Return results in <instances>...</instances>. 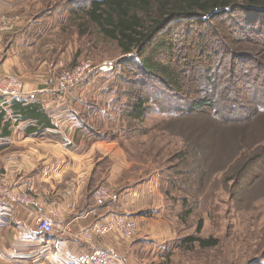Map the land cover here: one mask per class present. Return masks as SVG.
I'll return each mask as SVG.
<instances>
[{
  "label": "crops",
  "instance_id": "0c3cea01",
  "mask_svg": "<svg viewBox=\"0 0 264 264\" xmlns=\"http://www.w3.org/2000/svg\"><path fill=\"white\" fill-rule=\"evenodd\" d=\"M29 1L39 2L0 0V76L23 83L22 96H0V175L16 192L53 203L60 218L51 233H43L32 221L35 209L18 208L0 195V264H88L96 248L126 264L171 259L180 240L158 157L130 147L127 138L135 132L127 130L126 118L111 117L102 83L89 79L61 96L50 89V79L72 67L75 49L51 19L54 5L37 3L34 9ZM161 118H154L155 125L168 120ZM100 186L115 196L105 207L92 196ZM109 212L134 219V237L84 238Z\"/></svg>",
  "mask_w": 264,
  "mask_h": 264
},
{
  "label": "rangeland",
  "instance_id": "374dc122",
  "mask_svg": "<svg viewBox=\"0 0 264 264\" xmlns=\"http://www.w3.org/2000/svg\"><path fill=\"white\" fill-rule=\"evenodd\" d=\"M38 1L44 8L54 5L51 19L61 25L59 28L66 35V41L71 42L75 49L72 67L79 59H86L98 63L113 61L115 68L128 59L122 56L115 42L101 39L92 29L88 31L86 26L87 33L78 35V25L85 23L84 12L91 0ZM30 3L35 9L37 3ZM235 17L234 21L225 18L210 21L203 28L187 23L169 26L168 33L174 45V69L181 75L179 91L167 84L161 86L153 83L159 80L138 73L137 68H132L133 72L128 74L126 67V76L116 72L113 75L95 74L87 79L104 85L100 92H106L104 103L109 107L112 118L121 116L120 108L123 111L124 105L127 108L135 103L127 97L130 86L135 95L141 85L139 82L150 81L151 88L149 85L148 94H144L147 99L151 98L148 103L149 121L125 122L129 129H136L135 134L127 138L128 143L143 156L150 157L151 154L155 159L158 153V168L162 183L168 188V200L177 214L184 216L183 220L175 219L180 242L187 237L215 238L219 241L217 247L207 250L199 249L196 244L182 247L176 244L173 246L172 258L160 264H264V113L257 112L264 111L263 84L257 82L246 86L243 82L235 87L242 93L247 92L248 97L255 95L252 106L243 105L246 110L255 109L253 117L246 119L245 116H238L235 120L230 117L219 122L222 113H226L221 111L219 118L216 117V126L207 119H201V122L198 119L196 129L200 151L192 156L190 164L181 165L177 162L176 155L181 151L179 139L160 135L157 131L159 126L155 125V119L162 115L161 119H166L175 112L189 113L193 103L206 98L212 91L217 92L212 98L213 102L220 104V108L217 105L215 110L221 109L223 101L227 100V97L222 99L220 94L225 82L221 79L216 91V83L220 80H216V77L225 76L229 65L235 71L238 68L235 73L239 72V68L244 69L246 62L250 65L257 63L258 68L264 67V24H254L251 32V27H244L247 20L245 12L237 11ZM202 31L213 35L207 41L209 46L199 53L195 44ZM77 53H81L80 56L76 57ZM133 64L136 66L135 62ZM125 77H130L137 85L129 84ZM209 78L213 79V85L207 82ZM197 114L205 118L211 112L206 107ZM152 124L153 130H150ZM166 124L173 129L176 127L172 122ZM194 125L196 127L195 121ZM125 145L128 147L127 142ZM177 163L186 171V176L179 174L174 178L171 175L170 171ZM166 171L167 174L163 173ZM181 181L182 188L179 184ZM186 211L190 212L188 216L185 215ZM199 221L202 222V228L196 234Z\"/></svg>",
  "mask_w": 264,
  "mask_h": 264
},
{
  "label": "trees",
  "instance_id": "16d2710c",
  "mask_svg": "<svg viewBox=\"0 0 264 264\" xmlns=\"http://www.w3.org/2000/svg\"><path fill=\"white\" fill-rule=\"evenodd\" d=\"M237 11L246 13L247 20L244 27H251V32L254 24H264V0H91L84 12L85 23L78 25V35L83 36L87 33L84 28L86 26L88 31L92 29L93 33L101 39L115 42L122 56L132 55L131 57L133 58L124 59L116 65L114 70L109 73L110 75L117 72V74L122 73V75L126 76V67L128 74L133 72L132 68H137L138 73H144L159 80L153 81V83L161 86L167 84L168 87L179 91L181 88L179 83L181 75L174 69V45L170 38L171 34L168 33L169 26L187 23L191 26L196 25L203 28L210 21L220 20L221 18L234 21ZM211 35L210 33L207 35L205 31L199 33V40L195 44V49L199 53L203 50L205 51V47L209 46L207 41ZM80 54L77 53L76 57L80 56ZM176 56L178 57V54ZM134 62L136 66H132ZM257 66V63L256 65H250V63L246 62L245 66H243L244 69L239 68V72L235 73L238 68L235 71V68L229 65L225 76L216 77V80L220 79L218 84L216 83V91L221 85V79L225 82L223 91L220 94L222 99L227 97V100H222L224 105H222L221 109L215 110L217 105L220 108V104L217 101L213 102L212 98H215V93L217 92L212 91L206 98L193 103L189 113L175 112L174 115L167 118V121H163L158 125L157 131L159 133L170 135L179 139V141L180 139L182 140V142L180 141L182 143L180 145L181 151L176 155L177 162L179 161L181 165L190 164V161L193 160L192 156L200 151L198 130L196 129L198 119H200V122L201 119H207L212 125L216 126V120H218L219 112L221 111L226 113H222L223 115L221 119L219 118V122L230 117L232 118L231 120H235L238 119V116H245L244 118L248 119L256 114L255 109L246 110L243 107L246 104L252 106L255 95L248 97L247 92L242 93L240 89L235 87L243 82L246 83V86L261 82L264 89V67L261 68L259 66L258 68ZM125 78L128 79L127 82L129 84L137 85V83L132 82L133 80L130 77ZM207 82L210 85L214 83L212 78H209ZM139 83L141 85L138 86L139 91L135 95L131 86L130 92H127V97H130L131 101H135V103L127 108L124 105V110L127 109L128 111H122L120 108L121 117L127 116L125 118L128 123L145 122L146 117L149 116L150 106H148V103L151 102V98L147 99L144 94L147 95L151 88L150 81ZM149 85L150 88L148 87ZM206 107L211 114L206 115L207 117L205 118L198 117L202 115L197 114V112H201V109ZM124 112H127V115L122 116ZM257 112L259 114L264 113V111L260 112L258 110ZM180 121H183L184 124L178 125L177 123ZM166 122H172L176 127L173 129L170 125H164ZM190 128L191 130L187 131ZM156 156H158V153ZM180 164L173 165L174 169L170 171L174 178L179 176V174L186 176V171L180 167ZM158 170L160 172L159 168ZM163 173L167 174V171ZM167 180L170 182L169 178ZM179 184L182 185L181 188L184 187L182 181ZM162 189L177 219L183 220L184 216L178 215L173 204L171 205L168 200V188H165L163 183ZM183 204L184 209L185 203L183 202ZM189 214L190 212L186 211L185 215L188 216ZM201 228L202 222L199 221L196 227V234L201 232ZM178 244L180 247L196 244L199 249L207 250L217 247L219 241L215 238L187 237L181 242L179 241Z\"/></svg>",
  "mask_w": 264,
  "mask_h": 264
},
{
  "label": "built area",
  "instance_id": "2783aa9c",
  "mask_svg": "<svg viewBox=\"0 0 264 264\" xmlns=\"http://www.w3.org/2000/svg\"><path fill=\"white\" fill-rule=\"evenodd\" d=\"M132 55H126L131 57ZM114 69L113 61L92 62L79 59L77 63L67 70H62L50 79V89L61 96L67 90L75 89L83 85L85 81L95 74H109ZM23 83L14 76H0V96L14 99L23 95ZM0 195L11 205L22 209H35L32 221L35 227L43 233H51L56 227L60 215L53 203L26 192H16L0 175ZM93 200L97 207H105L114 200V194L107 186H100L93 191ZM46 207V211H40ZM137 229V223L127 215L106 213L104 217L95 221L92 226L83 232V237L89 239L93 234L97 236L119 235L125 241L131 240ZM88 264H126L125 260L110 251L96 248L89 258Z\"/></svg>",
  "mask_w": 264,
  "mask_h": 264
}]
</instances>
